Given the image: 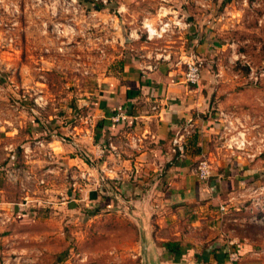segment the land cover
<instances>
[{
    "label": "rangeland",
    "instance_id": "374dc122",
    "mask_svg": "<svg viewBox=\"0 0 264 264\" xmlns=\"http://www.w3.org/2000/svg\"><path fill=\"white\" fill-rule=\"evenodd\" d=\"M191 55L204 103L178 133L192 166L218 177L217 202H170L175 218L144 220L139 192L78 166L97 158L75 126L93 134L94 99L125 65L181 76ZM0 189V264H143L147 242L165 264L156 236L191 249L183 264H205V249L264 264V0H0ZM244 232L249 250L230 262Z\"/></svg>",
    "mask_w": 264,
    "mask_h": 264
},
{
    "label": "crops",
    "instance_id": "0c3cea01",
    "mask_svg": "<svg viewBox=\"0 0 264 264\" xmlns=\"http://www.w3.org/2000/svg\"><path fill=\"white\" fill-rule=\"evenodd\" d=\"M126 66L120 80L111 79L107 88L101 89L99 97L94 99L91 111L94 118L90 120L92 122L95 120L93 134H90L91 136L88 134V130L91 129L86 124L75 126L79 130L76 134L79 141L77 145L85 155L97 158L96 166H89L82 158L79 159L81 164L78 166L80 168L82 166L86 170L84 172L90 171L93 174L101 170L117 187L124 188L127 192H130L128 190L139 192L140 194H136L135 197L141 195L142 198L136 204L145 206L143 209L145 214L142 216L144 220L158 218V221L165 223L168 213L175 218V210L180 205L171 209L170 204H166L170 202L195 201L198 206L201 204L206 207L215 204L216 196L207 195L208 192L211 194L218 184L219 179L215 177V173L210 171L206 179L197 176L192 160L198 154H192L189 149L187 150L184 138L181 145L184 157L181 158L178 152L172 150V140L177 133L197 122L195 111L201 112L204 103L199 87L185 83L179 73H174V69L157 68L148 71L142 65L136 68ZM137 81H140L139 93L133 97H126V88ZM118 104L124 106L128 116L121 123L112 124L109 116ZM189 119L192 121L187 123ZM54 142L53 138L46 141L50 148L49 153L61 158L65 168V145L62 151H58L54 147ZM107 142L110 144L109 148L106 146ZM228 182L223 180V187L225 184L228 186ZM166 184L168 189H165ZM1 197L0 205L4 203ZM203 200L206 204H202ZM167 208L170 210L167 211ZM150 233L153 235L152 230ZM246 236L250 235L246 232L239 234L241 237L239 242L243 240L237 249L239 255L249 250L250 243L245 240ZM156 238H159L158 244L162 245L160 246L162 250L166 248L165 245H169L165 240L174 237ZM161 240L164 243L160 242ZM145 245L148 249V242ZM168 249L167 247L166 251H162L167 258L165 264H183L182 261L189 257L188 255H194L189 247L183 251V248L178 246L177 252H169ZM204 251L208 253L204 256L207 257L205 264L227 262L224 260L220 263L218 258L220 250ZM195 257L199 261L196 264H204L199 260V255L195 254ZM157 264L164 263L158 260Z\"/></svg>",
    "mask_w": 264,
    "mask_h": 264
},
{
    "label": "built area",
    "instance_id": "2783aa9c",
    "mask_svg": "<svg viewBox=\"0 0 264 264\" xmlns=\"http://www.w3.org/2000/svg\"><path fill=\"white\" fill-rule=\"evenodd\" d=\"M194 55L189 56L185 62V68L182 70V80L190 85H195L201 78V62L198 59H193ZM128 114L123 105L118 104L113 108V112L109 116L112 124H118L127 118ZM192 119L187 120L190 123ZM191 126V125H188ZM186 129V128H185ZM184 133L177 134L172 140V150L178 152L180 157L184 156L183 151H180V146L183 144ZM196 174L200 179H206L210 175V167L206 160L200 159L196 166ZM230 262L239 259L237 251H230L228 253Z\"/></svg>",
    "mask_w": 264,
    "mask_h": 264
},
{
    "label": "trees",
    "instance_id": "16d2710c",
    "mask_svg": "<svg viewBox=\"0 0 264 264\" xmlns=\"http://www.w3.org/2000/svg\"><path fill=\"white\" fill-rule=\"evenodd\" d=\"M139 86H140V81H137V83L132 82V86L131 87L129 86V87L126 88V91H125L126 97H133V96L137 95L139 93V91H140L139 90ZM181 150H183V146H181L180 151ZM178 246L179 245H177L176 243L173 244V245H171V244L168 245L169 252H177L178 251ZM214 257H216V255Z\"/></svg>",
    "mask_w": 264,
    "mask_h": 264
},
{
    "label": "water",
    "instance_id": "95a60500",
    "mask_svg": "<svg viewBox=\"0 0 264 264\" xmlns=\"http://www.w3.org/2000/svg\"><path fill=\"white\" fill-rule=\"evenodd\" d=\"M149 258L147 257V249H146V245L143 246V256H142V261L143 264H157L152 260H148Z\"/></svg>",
    "mask_w": 264,
    "mask_h": 264
},
{
    "label": "bare ground",
    "instance_id": "6f19581e",
    "mask_svg": "<svg viewBox=\"0 0 264 264\" xmlns=\"http://www.w3.org/2000/svg\"><path fill=\"white\" fill-rule=\"evenodd\" d=\"M156 32V31H155ZM154 33V32H153Z\"/></svg>",
    "mask_w": 264,
    "mask_h": 264
}]
</instances>
